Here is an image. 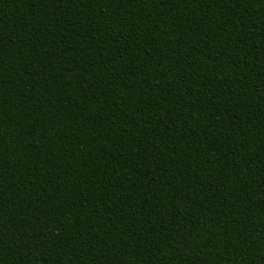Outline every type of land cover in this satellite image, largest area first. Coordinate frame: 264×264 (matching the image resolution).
<instances>
[{
    "label": "trees",
    "instance_id": "trees-1",
    "mask_svg": "<svg viewBox=\"0 0 264 264\" xmlns=\"http://www.w3.org/2000/svg\"><path fill=\"white\" fill-rule=\"evenodd\" d=\"M0 264H264V0H0Z\"/></svg>",
    "mask_w": 264,
    "mask_h": 264
}]
</instances>
